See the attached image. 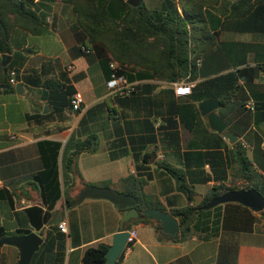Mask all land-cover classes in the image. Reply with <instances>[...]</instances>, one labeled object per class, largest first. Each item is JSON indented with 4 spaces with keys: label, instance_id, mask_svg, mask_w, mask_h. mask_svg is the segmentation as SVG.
<instances>
[{
    "label": "crops",
    "instance_id": "1",
    "mask_svg": "<svg viewBox=\"0 0 264 264\" xmlns=\"http://www.w3.org/2000/svg\"><path fill=\"white\" fill-rule=\"evenodd\" d=\"M143 1L152 9L161 8L165 2ZM228 1L234 4L239 0ZM45 5L49 10H45L44 33L35 35L15 28V51L25 57L18 81L23 92L0 89V189L14 190L19 195L15 208L0 201V225L10 231L25 227V220L17 219V211L41 203L40 194L31 183L34 174L42 169L37 146L41 140L65 144L73 137L85 139L97 135L98 150L82 153L77 159L81 176L73 175L68 186L69 196L74 199L86 186L84 183L100 186L110 183V187L124 192L134 186L123 180L135 177L143 182V192L158 199L169 212L193 205L178 190L175 178L163 164L185 173L188 184L202 200L214 186L222 183L243 185L231 173L226 150V147L232 149L235 143L211 129L208 118L199 110L202 101H191V93L178 96L177 82L131 65L122 66L132 76L136 93L128 97L109 95L106 86L109 54L88 42L71 4L53 0ZM209 11L210 28L220 33L221 40L264 43L262 32L221 29L224 16ZM9 56L11 63L14 58ZM254 57L255 53L248 54L252 64ZM2 61L3 55L0 65L5 67ZM231 71L233 68L212 77H199L194 80L195 85ZM33 81L38 84H32ZM240 82L247 90L244 79ZM226 87L227 79H224L218 88ZM76 92L83 95L78 111L69 103ZM239 101L235 97L233 103L220 106L216 112L227 123L229 131L238 133V136L235 134L237 142L246 149L254 168L264 174L254 160L256 146L264 145V116L255 112L249 120L245 119L235 105ZM187 102L194 103L198 109L194 128L187 127L178 113V108ZM221 169L225 172L221 173ZM55 209V216L59 214L67 222L68 232L60 231L61 237L56 238L52 254L44 259L45 264H84L82 258L87 248L111 245L113 235L124 230L122 212L105 199H86L70 209L61 199ZM251 216L255 217L252 229L234 222L220 229L216 236L196 232L182 242L160 241L152 225L133 223L129 231L135 241L121 264H264V218L253 210ZM50 226L51 223L44 227L43 235L35 229L32 232L45 241ZM58 230H52V238L60 234ZM4 246L0 247V264H18L19 250Z\"/></svg>",
    "mask_w": 264,
    "mask_h": 264
},
{
    "label": "trees",
    "instance_id": "2",
    "mask_svg": "<svg viewBox=\"0 0 264 264\" xmlns=\"http://www.w3.org/2000/svg\"><path fill=\"white\" fill-rule=\"evenodd\" d=\"M50 1L53 0H0V56L13 55L14 58L8 66L0 65V84L10 86V89L4 91L15 89V86L10 84V73L12 70L16 71V78L19 81V70L25 62L23 54L15 51V28L35 35L44 33L47 17L45 10H49L45 3ZM63 1L73 6L77 24L88 42L96 48L101 47L109 54L107 59L109 77L111 62L120 63L124 67L131 65L134 68L151 71L173 83L212 77L233 68V71L226 75L209 78L196 84L190 100L200 102L213 98L218 100L222 107H227L236 97L240 101L235 105L242 110L245 119L249 120L255 112L264 116V83L255 82L264 72V43L249 44L221 40L220 33L212 32L210 28L209 13L211 12L209 10H212L224 16L221 29L241 33H264V0L253 2L239 0L234 4L228 0H165L161 8L154 9L149 8L143 0L137 7L130 5L128 0ZM214 47L216 49H213ZM251 52L255 53L254 64L248 58ZM198 59L201 60V66L197 65ZM123 72L129 81H132V76L124 70ZM224 79H227V87L219 89ZM240 79H244L247 90ZM32 84L36 85L38 82L33 81ZM136 91L137 88L130 95ZM65 94L66 92L63 93ZM250 99L255 103L254 111L247 107ZM69 103L71 105V98ZM178 113L187 127H195L199 113L194 103H183L178 108ZM234 133L238 136L236 131ZM98 145V137L94 134L85 139L70 138L65 144L57 140L39 141L37 146L42 169L34 174L31 183L38 190L41 203L17 211V219L25 220V227L10 231L0 225V239L12 235H28L33 229L43 235L44 227L51 223L57 213L55 207L58 201L64 199L66 208L70 209L71 203L75 200L69 196L68 186L73 175L81 176L77 166L78 157L85 152H96ZM226 150L231 173L235 180H242L243 185L222 183L214 186L209 194L196 204V191L188 184L185 173L171 165L163 164L175 178L178 190L193 203L171 211L179 219L180 233L174 236L164 233L161 222L152 221L144 214L125 223L124 230H129L133 223H146L152 225L160 241L182 242L196 232H205L209 237L216 236L220 229L228 228L234 222L252 229L255 221V217L251 216L252 210L239 203L218 205L209 210L201 209L212 198L229 190L255 188L264 196V174L254 168L253 161L242 144L236 142L232 149L226 147ZM254 160L264 172V152L260 145L256 146ZM220 172H225V169H221ZM123 182L134 186L127 188L124 193L132 194L139 199L137 209L140 212L150 208L166 211L158 199L151 198L143 192L142 181L130 177ZM104 186H110V183ZM17 197L19 198V195L14 190L0 189V201L6 202L12 208H15ZM244 213H248V216H244ZM260 215L264 218V210ZM57 226H50L51 230L47 232L45 241L41 249L35 253L31 264H45L44 259L52 254L56 238L62 234ZM52 230H58L60 234L52 238ZM134 241L133 237L128 241L120 257V263ZM108 247L107 244H100L87 248L82 258L83 263L106 264ZM59 260L62 261L61 258Z\"/></svg>",
    "mask_w": 264,
    "mask_h": 264
},
{
    "label": "water",
    "instance_id": "3",
    "mask_svg": "<svg viewBox=\"0 0 264 264\" xmlns=\"http://www.w3.org/2000/svg\"><path fill=\"white\" fill-rule=\"evenodd\" d=\"M128 3L134 7L141 4V0H128ZM11 61V56L3 55V65L7 66ZM0 89H10L9 85L0 84ZM17 93L23 92V86L18 83L15 86ZM221 106L216 99H206L199 104V110L202 116L208 118L211 129L219 134H225L231 143H236L238 138L235 134L228 130L227 123L223 118L217 114L216 110ZM48 107H45V112ZM86 199H105L112 202L116 209L123 214L121 220V227L131 219L138 218L140 214L148 216V218L155 222H161L162 230L169 235H177L180 233L181 226L179 219L171 212L164 211L159 208H150L140 212L137 209L139 199L132 195L121 192L110 186L87 185L83 187L77 194L75 200L71 203V207H75ZM202 200L201 195H195V203L199 204ZM227 203H239L260 213L264 210V196L255 188L252 189H234L229 190L212 198L208 203L201 207L202 210H209L218 205ZM61 221V216L57 214L51 221V225L58 224ZM131 232L129 230H122L113 235L112 244L109 245L106 252V264H121L120 257L125 250ZM43 238L36 232L28 235H12L0 239V247L4 245L14 246L19 250L20 258L18 264H31L36 252L39 251L43 244Z\"/></svg>",
    "mask_w": 264,
    "mask_h": 264
},
{
    "label": "built area",
    "instance_id": "4",
    "mask_svg": "<svg viewBox=\"0 0 264 264\" xmlns=\"http://www.w3.org/2000/svg\"><path fill=\"white\" fill-rule=\"evenodd\" d=\"M89 51V50H88ZM197 65L201 66V60H197ZM110 77L106 83L109 95H117V96H128L132 92L135 91L136 86L135 83L129 81L127 75L123 72L124 68L120 63L111 62L110 63ZM125 71V70H124ZM16 71L12 70L10 75V84L16 86L18 80L16 78ZM258 83H264V72L261 73V76L257 79ZM176 94L178 96L188 95L191 93L192 88L195 86L194 81L182 80L177 82L176 84ZM83 103V95L81 92H76L71 97V105L73 110L78 111L81 108ZM247 107L252 111L255 110V103L251 100L248 102ZM264 152V145L262 147ZM1 185V182H0ZM58 228L60 231L67 233L68 227L66 221H60L58 224ZM130 240V239H129ZM129 249V248H128Z\"/></svg>",
    "mask_w": 264,
    "mask_h": 264
},
{
    "label": "rangeland",
    "instance_id": "5",
    "mask_svg": "<svg viewBox=\"0 0 264 264\" xmlns=\"http://www.w3.org/2000/svg\"><path fill=\"white\" fill-rule=\"evenodd\" d=\"M149 4H150V2H149ZM149 7H152L151 5H149ZM200 189H203V187H200ZM261 239V238H260ZM263 239H264V236H263ZM262 243V242H261ZM5 247V249H9L11 246H9V245H5L4 246Z\"/></svg>",
    "mask_w": 264,
    "mask_h": 264
}]
</instances>
